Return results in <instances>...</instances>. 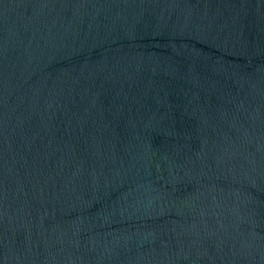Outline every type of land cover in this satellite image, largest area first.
Masks as SVG:
<instances>
[{"label":"water","instance_id":"1","mask_svg":"<svg viewBox=\"0 0 264 264\" xmlns=\"http://www.w3.org/2000/svg\"><path fill=\"white\" fill-rule=\"evenodd\" d=\"M0 264H264V0H0Z\"/></svg>","mask_w":264,"mask_h":264}]
</instances>
